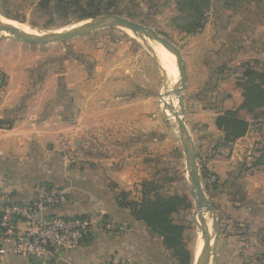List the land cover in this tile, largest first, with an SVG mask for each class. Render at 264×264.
<instances>
[{
	"label": "crops",
	"instance_id": "obj_1",
	"mask_svg": "<svg viewBox=\"0 0 264 264\" xmlns=\"http://www.w3.org/2000/svg\"><path fill=\"white\" fill-rule=\"evenodd\" d=\"M227 3L212 0L207 26L213 33L204 28L191 35L212 37L193 45L202 77L191 89L199 92L186 103L185 127L197 161L213 179L209 194L219 234L210 264H263L264 120L251 122L247 134L232 144L223 143L214 122L241 104L235 83L244 66L264 71V0ZM128 46H121L117 65L115 56L95 58L101 78L94 76V60L92 66L84 62V79L83 62L66 59L64 49L54 57L46 49L0 38V194L8 204H25L38 186L47 185L66 198L46 216L91 221L89 239L57 259L10 255L0 264H172L162 239L135 219L121 198L139 200L140 184L150 171L144 161L147 146L154 155L165 154L158 146L163 127L148 81L142 82L140 73L125 75L137 70L122 66ZM206 69L216 71L211 85ZM168 162L162 159L157 168L169 169ZM185 178L183 195L190 190L187 173Z\"/></svg>",
	"mask_w": 264,
	"mask_h": 264
},
{
	"label": "rangeland",
	"instance_id": "obj_2",
	"mask_svg": "<svg viewBox=\"0 0 264 264\" xmlns=\"http://www.w3.org/2000/svg\"><path fill=\"white\" fill-rule=\"evenodd\" d=\"M231 1L232 0H229V4L227 3L225 6H235ZM55 3L56 0H49L48 2L45 0H0L1 23L5 22L9 24V26L11 25L17 29L34 32L37 35H45L66 32L86 21L109 15L151 29L161 39L177 48L181 54L182 65L186 77L185 89L180 95L183 101V115L181 116V120H183L184 124H188L187 119H189V117L185 114V108L187 107L186 103L189 99L194 97L195 93L197 94L199 92V89L195 91H191V89L196 86L194 83H197L202 77L201 67H199V61H197V50H195L193 45H197V43L200 44L211 38L212 34L209 36L207 33L205 37H203L204 40H194L193 37H191V35L193 36L194 34H185L177 30L173 24V19L178 15L175 0H79V3L67 0L60 4ZM216 6L218 8L219 4ZM208 14L209 12L207 15ZM207 15L201 30L197 32L199 34H201L204 28L205 30L207 28L213 33L212 27L207 26V22L210 20V16ZM31 35L33 36L34 34ZM3 37L28 43L16 39L8 33L0 32V38ZM28 44L46 49L47 54L49 53L54 57H56L55 55L57 52L63 49L66 50V57L63 56L61 58L63 60H65V58H71L82 61L83 63L79 64V70L81 74L84 75V79L86 75L84 62L94 60V76L101 78L103 72L96 71L101 63L97 65L98 60L95 58L97 57L101 61H106L108 60V56H115V65H117L118 53L123 54L121 46L125 44L129 45L128 51H124V54L127 56V62L122 66L127 71L130 69L133 71L134 66L137 67V70L135 72H129V75L128 73L125 75H135L137 77L140 73L142 82L145 80L148 81L149 84L147 83V89L150 88V91L154 94L159 124L163 127L162 131L159 133L162 141L158 146L161 145L160 148L163 147L162 151H164L165 154H159L161 153V151H159L158 154L154 155L153 150L152 153L149 152V150H151L150 146H147V150H145L148 154H146L144 161H149L145 164L149 167L148 169H150L147 181L154 182L161 194L167 196H185L188 199L190 206L180 209L174 215V221L182 224L184 228L182 243L184 248L191 255L189 264H197V257H199L202 248V234L200 235L199 225L195 221L198 215V205L195 198L191 195V189L186 193L187 195H183V193L180 192L181 180L186 179V173L188 175V180L190 179L186 165V156L174 115L175 113L180 114L181 110L179 100L175 95V91L180 88V75L175 57L160 44L155 43L145 35L135 34L123 28L98 29L61 43ZM191 45L193 47H191ZM136 52L139 55L137 58L133 55L136 54ZM171 64L175 65V68L172 67L173 65ZM88 65L92 66V62L88 63ZM224 67L225 66L222 68ZM117 69L118 68L115 70L116 73ZM77 70L76 67L74 71ZM211 71L212 70L207 71L206 69L207 78L209 76L211 77L209 80L210 84L208 85H211V82L214 80L213 75L216 73V71L210 73ZM87 75L91 76L92 70H90ZM188 85L189 90L187 88ZM175 148L180 149V162L177 159V155L173 152ZM162 159L175 162L171 164L168 162L169 169L162 170L163 168L161 165L157 168V164H159ZM197 164L203 195L206 200L212 203L209 192L213 185V179L211 180L209 173L205 172L203 166L198 161ZM171 187H176L175 189L178 190L179 193L176 190L171 191L169 189ZM127 199L128 197L126 196L124 200L130 203ZM139 200L137 202H139ZM204 216L210 219L208 213H205ZM210 225L211 233H213L212 221ZM169 255L172 259V264H179L170 251Z\"/></svg>",
	"mask_w": 264,
	"mask_h": 264
},
{
	"label": "trees",
	"instance_id": "obj_3",
	"mask_svg": "<svg viewBox=\"0 0 264 264\" xmlns=\"http://www.w3.org/2000/svg\"><path fill=\"white\" fill-rule=\"evenodd\" d=\"M65 1L56 0L55 4ZM71 1L79 3V0ZM175 6L178 15L173 19L174 27L185 34H195L201 30L212 0H175ZM235 86L241 93V104L218 115L214 122L215 127L223 133L224 144H232L243 138L251 122L264 120V71L257 70L254 64L245 65ZM125 197L121 195L123 200ZM124 206L152 234L162 239L163 246L179 264L190 263L191 255L182 243L184 228L173 221V215L190 206L185 196L161 194L154 182L143 181L139 202L125 201Z\"/></svg>",
	"mask_w": 264,
	"mask_h": 264
},
{
	"label": "built area",
	"instance_id": "obj_4",
	"mask_svg": "<svg viewBox=\"0 0 264 264\" xmlns=\"http://www.w3.org/2000/svg\"><path fill=\"white\" fill-rule=\"evenodd\" d=\"M65 193L47 185L36 188L25 204H8L0 194V259L15 255L37 261H52L83 245L91 233L85 217L60 218L45 212L65 201ZM24 224V229L19 224ZM117 230L124 231L123 227ZM264 264V262H263Z\"/></svg>",
	"mask_w": 264,
	"mask_h": 264
},
{
	"label": "water",
	"instance_id": "obj_5",
	"mask_svg": "<svg viewBox=\"0 0 264 264\" xmlns=\"http://www.w3.org/2000/svg\"><path fill=\"white\" fill-rule=\"evenodd\" d=\"M103 28H123L132 31L135 34L145 35L150 40L164 47L176 59V65L180 75V88L175 91V95L176 98L179 100V106L181 110H180V114L175 113L174 115L176 119L177 129L182 142L183 150L186 156V165L189 172L191 195L195 198L197 202L198 213L200 212L201 209H203L205 213L209 214V218L212 221V228H213V233H209L206 227L207 225L202 218V227L199 228L201 230L204 243L201 253L198 257L197 264H210L211 258L213 257L214 254L215 245L219 234V229H218L215 207L213 203L206 200L203 195L198 164L196 161L195 148L191 141L190 135L185 127V124L183 120H181V116L183 115V101L180 95L185 89L186 77L182 65L181 54L178 51V49L175 48L169 42L161 39L151 29L116 16L107 15L104 17H97L92 20L86 21L77 27H73L66 32H61L57 34H45V35L34 34L33 36L27 35L23 31L15 27L4 25L1 23L0 20V32L8 33L13 37H15L16 39L28 43H35V44L61 43L69 39L82 36L91 31L103 29ZM212 240L213 242L211 245Z\"/></svg>",
	"mask_w": 264,
	"mask_h": 264
},
{
	"label": "bare ground",
	"instance_id": "obj_6",
	"mask_svg": "<svg viewBox=\"0 0 264 264\" xmlns=\"http://www.w3.org/2000/svg\"><path fill=\"white\" fill-rule=\"evenodd\" d=\"M2 24H4V25H9V24H7V23H5V22H2ZM11 26V25H10ZM19 30H21V31H23L24 33H26L27 35H30V36H32L31 34H35L34 32H29V31H26V30H22V29H19ZM172 63V62H171ZM171 65H173V64H171ZM172 67H174L175 68V65H173ZM201 215V216H200ZM205 215V213H204V211L203 210H201L199 213H198V215H197V217H196V219H195V221H196V223L199 225V227H202V218H203V220L205 221V223H206V227H207V230L209 231V233H211V225H210V222H211V220L210 219H208L206 216H204ZM209 220H210V222H209ZM200 235H201V230H200ZM201 241H202V247H203V243H204V241H203V237L201 238ZM211 242H213V241H211ZM201 250H202V248H201ZM200 253H201V251H200ZM198 258V257H197Z\"/></svg>",
	"mask_w": 264,
	"mask_h": 264
}]
</instances>
